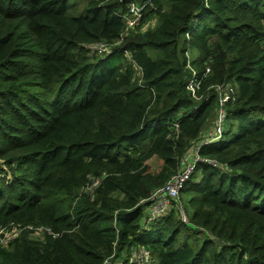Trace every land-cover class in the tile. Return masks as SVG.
<instances>
[{
	"label": "trees",
	"instance_id": "1",
	"mask_svg": "<svg viewBox=\"0 0 264 264\" xmlns=\"http://www.w3.org/2000/svg\"><path fill=\"white\" fill-rule=\"evenodd\" d=\"M133 1L148 0H0V230L48 229L0 244V264H137L133 246L149 264H264V0H151L127 31ZM225 83L226 131L199 151L218 165L182 190L188 223H144Z\"/></svg>",
	"mask_w": 264,
	"mask_h": 264
},
{
	"label": "built area",
	"instance_id": "2",
	"mask_svg": "<svg viewBox=\"0 0 264 264\" xmlns=\"http://www.w3.org/2000/svg\"><path fill=\"white\" fill-rule=\"evenodd\" d=\"M153 3L151 0H148L144 3L140 2H131L128 5L127 11L123 15V19L127 24V31L136 28L142 18L145 15V10L148 6H152ZM89 50H91V54L93 55H105L111 52L110 45L106 42H98L89 45ZM129 55V52H127ZM193 74L196 73L191 68ZM209 70V69H208ZM194 79H192L189 83V89L193 92V95L196 96V90L194 89ZM212 88L215 92L218 93L217 99V107H216V116L214 120V126L212 131L207 132L204 138L196 144L195 149L190 153V150L184 155L182 159V164L178 171L174 173L163 185L155 188L149 197L142 200L141 203H147L146 208V215L144 217V223H152L156 219L168 215L173 210L179 211L182 213V220L188 223V217L186 216V212L184 207L181 203V193L182 190L185 188L187 182L190 180L192 175L194 174L197 164L199 162L209 163L218 165L217 161L211 158H203L200 156V148L201 145L206 143H211L215 140H218L226 129V121H227V114H226V103L231 100L232 92L234 87L231 83L223 84H216L213 85ZM100 180H95L93 185H97ZM93 185L90 186L89 189L93 188ZM18 227L20 230L30 229L34 231H44L48 230L44 227H34L32 225H27L22 227L21 225H13L11 228ZM5 229L2 228V231ZM20 231V232H21ZM14 235L13 238L19 235V232ZM13 238H10L11 241ZM138 258L139 260H134L133 258ZM131 261L136 262L137 264H149L152 261L151 253L145 247H137L132 250L131 253ZM109 261H106L105 264H108Z\"/></svg>",
	"mask_w": 264,
	"mask_h": 264
},
{
	"label": "rangeland",
	"instance_id": "3",
	"mask_svg": "<svg viewBox=\"0 0 264 264\" xmlns=\"http://www.w3.org/2000/svg\"><path fill=\"white\" fill-rule=\"evenodd\" d=\"M73 1L75 3V7L73 9L71 7L70 11L72 13L73 12L80 13L83 10V8L86 6V4H87V2L89 0H71V3H73ZM156 24H157V17H153L151 19H148V21L141 27V31H145V30H147L149 28H153ZM128 57L129 58L131 57V54L130 53H129ZM214 120L211 121V123H209L210 125L208 124V126H206V129H204V132H206L207 130L209 132L212 131V128L214 126ZM228 123H229V121H227V125H228ZM223 135H224V133H223ZM0 162H2V159H0ZM149 164H150L151 169L153 171H158V170H160V167L162 165V161L160 159L154 157V158H152L149 161ZM200 173H201V170L197 171L196 177H199L200 176ZM180 198H181V203H182V205L184 207V210H185V212L187 214L186 216L189 218L190 217V215H189V213H190L189 209L190 208H188V206H187V196H186V194H184V192H183V194L181 193V197ZM146 208L147 207L144 208L145 213H147ZM175 213H176V215H178L177 217H179L180 219H183L181 212L177 211ZM4 229H5L4 231H2V229L0 230V244L1 245H4V246L5 245L8 246L7 244H9V242H10L9 239L10 238H13L14 235L17 234L16 232H19L20 233L21 230L18 227H14V228H11L10 227V228H4ZM29 231H30L29 235L31 237H33V238L40 239V238H43V236H44V231H40V230L39 231L29 230ZM188 233L192 234V231L182 230V232L180 234V238L181 239L185 238ZM127 253L129 254V250L125 249L123 251V253H122V256L125 257V255ZM133 259L134 260H139L137 257L136 258H133ZM108 264H122V263H121V260L120 259H116V260H113V261L112 260H109V263Z\"/></svg>",
	"mask_w": 264,
	"mask_h": 264
},
{
	"label": "crops",
	"instance_id": "4",
	"mask_svg": "<svg viewBox=\"0 0 264 264\" xmlns=\"http://www.w3.org/2000/svg\"><path fill=\"white\" fill-rule=\"evenodd\" d=\"M199 142H200V141H199ZM199 142H197V143H199ZM197 143H195V144H197ZM195 146H196V145H193V146L191 147V149H190V153L193 151V149H195ZM135 248H136V247L133 246V247L131 248V252H132V250H134Z\"/></svg>",
	"mask_w": 264,
	"mask_h": 264
}]
</instances>
